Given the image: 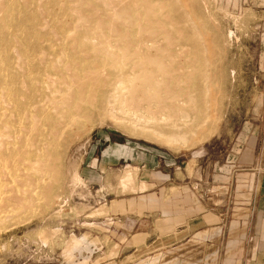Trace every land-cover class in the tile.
Wrapping results in <instances>:
<instances>
[{
    "label": "rangeland",
    "instance_id": "374dc122",
    "mask_svg": "<svg viewBox=\"0 0 264 264\" xmlns=\"http://www.w3.org/2000/svg\"><path fill=\"white\" fill-rule=\"evenodd\" d=\"M86 1L80 0L82 6L79 5L76 11L80 10L81 16L84 17V20L81 17L80 20L77 19L79 26L85 25L88 29L78 28V36L82 32V37L73 35L75 39L71 37V42H74V46L72 43L68 47L81 46L86 49L92 45L91 48L97 49L100 47L99 40L102 45L108 37L104 44L110 41L109 45L113 47H109L113 50L110 51L112 52L110 56L116 51L119 52L117 53L119 56L120 51L116 46L122 44H120L122 38H118L115 30L112 31L113 34L110 32L111 28L104 26L116 29L114 26L117 24L114 25L116 20L114 22L113 16L116 12L120 13L118 11L120 7L116 6L127 0H95L97 4L94 2V6L91 2L88 3L89 0ZM140 1H138L140 4L136 3L137 9H134L138 10L136 12L141 24H145V27L151 30L144 32L143 28L139 37L145 35L144 38L146 37V42L148 41L146 44L151 47L153 45L150 49V55H153L157 43L162 41L160 44L164 43L166 46L170 41L169 36L166 39L163 37V30L166 29V33L172 35L174 32H180L182 28L185 29L188 23H185V26L184 22L178 25L173 21V24L170 20L175 14L171 13L167 19H163L166 22L161 21L159 23L161 25L153 28L150 17L155 19V16L144 8L153 0ZM26 2L27 0L25 3L24 0H0V135H3L2 139L0 138V264H154L155 261L167 260V242L173 246L176 243L174 240L177 241L182 236L174 231L177 227L175 225L181 222H172L169 229L162 228L165 215L163 210L168 207L171 215L181 210L185 218L197 215L201 208L195 203L197 193L201 194V190L197 189L195 183L198 182L206 188L210 181H226L228 165L232 164L233 159H229L228 155H233L235 150L237 152L241 149L245 144L244 134L250 137L253 128L264 120V0H195L197 10L195 8L196 15H193L199 17L197 24L202 23L200 25L204 37L202 41L216 39L219 42L215 41L218 47L215 49L214 57H217L216 66L221 76L218 84L210 82L211 95H207V98L199 103L203 104V108L200 122L195 129L200 130L201 135L207 133L203 136L188 134L187 144L179 148L169 146L161 138L152 135L154 130L165 131L167 127L158 120L160 114L166 113L164 107L151 103L150 96L154 94L153 91L147 96L148 92L134 93L131 87L118 88L119 91L117 89L109 94V100H112H108L104 107L102 106L105 104L99 103L107 89L100 90L94 96L95 101L100 98L96 105L95 101H89L90 107L86 112L89 116L86 117L84 114L81 122L69 127L70 130L67 129L59 138L51 140L50 132H44V137L43 134L42 137L35 134V131L29 133L26 130L27 125H23L21 118L18 117V109L13 108L5 100L7 93L10 94L11 78L18 80L21 76L28 77L22 67L25 57L22 44L28 38L30 28L32 30L30 24L44 21L43 15L40 17L27 12L29 9L24 7ZM166 24L169 26L164 28L163 25ZM96 25L100 28L97 35ZM90 28L97 38L92 37ZM174 28L176 31H173ZM47 29L48 26L43 31L44 35L47 34L45 33ZM82 29L87 33L89 30L91 36H86L87 33L84 34ZM229 32L233 35L227 40ZM74 34L77 35V31ZM99 36L104 38L101 39ZM113 36H117L120 41ZM56 38L53 34L49 36L52 43L50 45L57 50V47L60 49L59 46L62 45L60 43L58 45ZM175 39L180 42L178 38ZM114 48L118 50L114 51ZM117 54L114 53L113 57ZM85 59H82L83 63L90 61V58ZM138 70L140 69L132 71L134 76H130L135 78L137 83L146 76L151 77L150 79L157 76L153 72L150 75L151 73ZM166 80L167 77L164 81ZM180 80L183 81L181 83H185L187 79ZM88 97L79 94L78 100L84 105ZM147 117H153L152 120L155 121H146ZM103 136H109L121 144L124 142H129L130 145L138 144L149 149L151 153H156L157 163L152 172L162 176L168 174L169 178L154 176L157 182L150 185L153 180L148 181L141 170L139 171V167L130 160H120L116 163L113 161L99 166V150L103 148L100 145ZM17 139L19 145L15 144ZM38 139L44 140L42 144L45 142L48 146L41 148L35 145V151L30 150L34 149L32 146L34 142L39 141ZM26 157H33L34 162L38 158L41 164L26 161ZM30 168L35 172L29 171ZM23 172L32 177V183L31 181L24 183ZM20 173L21 175H17ZM44 192L50 193L51 197ZM174 193L177 194V198ZM185 194L189 196L187 202L180 198ZM47 195L50 197L48 199H51L48 203V199H45ZM148 195L154 196L155 204H149L148 201L140 204L138 198ZM192 224L191 228H195L196 222ZM170 232L175 233L167 238ZM192 234H188L189 239ZM189 244L191 247L188 249L187 264H195L197 245L193 241ZM172 252L178 254L179 251ZM171 256V260L177 258L174 253H171Z\"/></svg>",
    "mask_w": 264,
    "mask_h": 264
},
{
    "label": "bare ground",
    "instance_id": "6f19581e",
    "mask_svg": "<svg viewBox=\"0 0 264 264\" xmlns=\"http://www.w3.org/2000/svg\"><path fill=\"white\" fill-rule=\"evenodd\" d=\"M25 1L26 0H24V3ZM138 1L137 0H127L126 2L124 1L122 5L116 6V7H120L118 9L120 13L118 14V12H116L117 14L115 13V16H113L114 22L116 20L114 25L117 24V26L116 25L114 26L116 29L114 28L112 29V26L111 27L104 26L106 28H111L110 32L115 30V34L118 36V38H122L123 40V41L121 40L120 42V44L122 43L121 45L116 46L118 43L115 44L116 48L118 47L120 51V55L118 56L119 52L116 51L118 49L114 48L115 49L114 51H116L114 53L116 54L118 53V54L115 57H113L114 53L112 54V56H110V54L112 53L110 51L112 49H109V47L110 48L112 47V45L111 46L109 45L110 35H109L108 44L107 43L104 44L105 42H107L106 40L108 39V37L105 40V42L103 41L102 45L99 40V45H100V47L98 46L99 50H97L98 47L97 49L96 48L93 49V47L91 48L92 45L86 49L82 48L81 46H79V48L78 46H76V48L68 47L72 43H73L72 45L74 46V42H71V37H74L75 39V36H78L79 34L78 28L81 27L79 26L80 23L78 24L79 22L78 20H80L79 17H81V19L84 20V17L81 16L82 14H80L81 11L80 10L79 12L76 11L78 10L76 8L77 7L79 8V5H81L80 0H27L26 5L24 7L28 8L29 11H27V9L26 11L29 13L32 12L35 16L40 15L41 17V15H43L44 21L41 20L42 22H39L38 24H30V27H32V30L30 28L29 36L23 41V44H22L23 45L22 51L25 55V57H23L24 60L22 63L23 64L22 67L24 68L25 73L28 74V77L22 78L21 76V79H18V80L17 78L15 79L11 78L10 94L7 93L5 100H7L6 102L7 103L9 102L13 106V108L18 109L17 111L18 117L21 118L20 121L23 125H27L26 130H28L29 133L31 131H33L34 133L35 131V134L41 136L44 132H50L51 140L59 138L62 133L64 134V132L67 129H69V127H72L75 124L81 122L83 120L82 117H84L83 116L84 114L86 115V117L89 116L88 113L86 114L87 110H89L88 107H90L89 101L94 102L95 101L94 96L95 94H98L100 90L107 89V91L103 93V96H101L102 99L99 98L101 100L99 104L100 105L105 104L102 106L104 107L108 104V100L110 97L109 94L113 93L118 88L126 89V87H131L134 93L135 92L136 93L137 92H140V93L148 92L146 93L147 96L150 94L149 93L150 91H153L152 93L154 94L150 96L151 103H154V105H157V106L161 105L164 107L163 109L166 113L162 115L160 114L161 116L159 115L158 120H159V123H163L164 127L167 126L166 130L165 131L154 130L152 132L153 136L161 138L164 141V143H166L169 146L179 148L182 146L184 147L187 144L188 134H193V135L196 134L197 136L201 135L202 132H200V130L198 129H195L198 122H200V118L202 114L201 111L203 108V104L201 103L200 105L199 103L202 99H206L207 95L208 96L211 95L209 94L211 93L210 82L218 84L220 80L219 77L221 76V75L219 76L218 69L216 66L217 60L215 61V58L217 57H214L215 49L216 47H218L215 45L216 39L214 41L213 39L212 40L209 39V41L207 42L202 41V39H204L202 32H201V26H200L202 23L200 22L201 24H197V22L199 21L198 19L199 17L197 16L195 17L196 12L194 10L195 8L197 10V5H196L195 0H153L152 3H149V4L146 2L147 4L144 6V8L146 9V11H148V13L149 12L153 13V16H155V19L150 17L151 22L153 23L152 27L161 25L159 24L161 21L166 22L163 19H167V16H171L170 15L171 13L175 15L171 16V20L169 18L167 21L170 20L172 21L173 24L176 21L178 25L184 22L183 24L185 25V23L186 24L188 23L187 24L188 26L185 25L186 26L185 29L182 28L180 32H174L172 35L167 34L165 31L166 29L163 30L164 31L163 37H165L166 39V37L169 36L170 41L167 42V45L165 46L164 43H162L161 45L160 43L162 41L159 40L160 42L157 43L158 45L154 46L155 47L154 50L156 49L154 54L150 55V49L153 47V45L151 47V45L146 44L148 41L146 42V39H145L146 37L144 38L145 35L139 37L140 36L139 33L143 28H144L143 29L144 32H146V30H151V28L145 27V24H141L140 22V19H139L140 17H138V12H136L138 10L135 11V9H137L135 8L136 3ZM86 2H88V0ZM90 2L92 3V6L95 5L93 4L95 0H89L88 3L90 4ZM111 8L113 9V7ZM75 12L79 14H75ZM143 17H145V15ZM147 20H148V15H147ZM97 21L99 22V20ZM93 22L95 23V21ZM101 24L99 26H101V30H102ZM169 24L163 25V27L165 28V26L167 25L169 26ZM46 25L48 26V29L47 31L45 30L46 31L45 33L47 34L44 35L43 31L45 27H47ZM204 26L205 28H207L206 25ZM82 27L85 28V25ZM85 29H88V28H85ZM91 29L92 28H90V32L93 31ZM93 29L95 28L93 27ZM96 29L97 31L95 34L97 35L98 31H100L98 29L100 28L96 25ZM103 30L105 29L103 28ZM174 30L176 31L175 28L173 29V31ZM76 31H77V35L74 34ZM79 31H81V29H79ZM82 31L84 32L83 29ZM90 32L88 30V33L87 31H85L84 34L87 33L85 34L86 36L89 35L90 37L92 35V37L97 38V36L93 32L92 33ZM103 33H107V32H103ZM215 33L216 32L213 33L214 36H216ZM52 34L55 37H57L56 41H58V45L59 43L62 45V46H59L61 47L60 49L57 47L58 45L55 46L57 47V50L54 49L53 45L52 46L50 45L52 43L49 41V36ZM80 34L82 35V32H80ZM213 34L211 35L213 36ZM227 34H228L227 36V40H228V37L231 35V32ZM81 35H79L78 37H80ZM105 35L106 34H104V36ZM86 36H83V37H86ZM117 36H113V37L117 38ZM102 37L99 36V38L103 39L104 37L103 38ZM175 37L178 38L180 42H178L175 39ZM118 38H117V41L119 40ZM79 39L80 38H78V40ZM157 39H160V38H157ZM114 40L112 41L113 45L115 43ZM173 40H175V42ZM82 42L84 43V41ZM73 55L74 56L76 55L75 58L72 57ZM85 58H88V59L90 58L89 59L90 61L87 63L86 62L83 63L82 59L86 60ZM136 69H140L143 72H146L147 74L151 73L150 75H152V72H153L155 73V75L157 74V76L155 77L153 76L154 77L153 79H150L151 77L148 78L146 76L144 80L142 79V81L140 80V82L137 83L135 81V78L133 77L130 78V76H134V74L132 75L131 72ZM128 72L129 74H127ZM232 73L233 72L231 71L230 76H232ZM162 76H164L163 79H162ZM165 77H167V80H166L167 82L164 81ZM180 78H186L187 80H185V83H181L183 81H181ZM134 83L137 85H134ZM79 94H85L86 96H89L88 97L89 99L87 98V101L85 102L84 105L80 103V101L78 100ZM99 99H97V101ZM97 101L94 102L95 105ZM206 104H208V102H206ZM152 119L154 118L147 117L146 121H155ZM137 121L139 122V120ZM155 124H157V122H155ZM39 127H41L42 130ZM9 130H11V128H9ZM5 132H9V131H5ZM206 133L207 132H204L203 135H205ZM1 135H0V138L2 139ZM31 135L32 134H30V136ZM37 135L36 137H38ZM16 136H15V139H16ZM43 137H44V134H43ZM28 140L30 141V139ZM47 140H50V139L47 138ZM16 141L17 142L15 144L18 143V139ZM39 141L34 142L35 144L32 146V148L34 149H30V148L29 149L35 151L36 146L44 148V146L47 145V143L45 142L42 144L44 140L40 142ZM4 142L2 143L4 144ZM9 143H11L10 140H9ZM20 144L22 143L20 142ZM17 145H19V143ZM51 146L52 145H50V147ZM24 149L26 150V148ZM18 155H20L19 151H18ZM36 159L37 160H35L34 162L33 157H30V158L26 157V161L28 160L29 162L32 161L34 162V164L40 163L38 161L40 159L38 158ZM9 162L11 161L9 160ZM31 170L32 169L30 168L29 171ZM37 170L39 172L41 171L39 169ZM37 170H36V173H37ZM32 172L34 173L35 171L32 170ZM17 175H21V173ZM22 175H24V177L26 178V180L25 178L24 180L22 179L24 183L27 184V182L29 183L30 181L32 183V180H31L32 177H30L28 173L26 174L25 172H23ZM16 179L19 180L18 178ZM48 192H44V194L46 193L50 195V193ZM50 197L47 195L45 199L46 198L48 199ZM50 200L51 199H48L47 203Z\"/></svg>",
    "mask_w": 264,
    "mask_h": 264
},
{
    "label": "crops",
    "instance_id": "0c3cea01",
    "mask_svg": "<svg viewBox=\"0 0 264 264\" xmlns=\"http://www.w3.org/2000/svg\"><path fill=\"white\" fill-rule=\"evenodd\" d=\"M247 136L244 134L243 147L228 155L229 159H233L228 165L226 181H210L206 184L207 189L195 183L201 190V194L196 191L198 198L195 204L201 208L197 215L185 218L181 210L174 215L168 207L163 210L162 228L169 229L172 222H181L175 225L174 231L182 236L174 240L176 243L173 246L167 242V260L155 261L154 264H187L190 241L197 245L195 264H264V120L253 128L250 137ZM101 140L103 148L99 150V166L130 160L148 181L153 180L150 185L157 182L154 176L169 178L168 174L162 176L152 172L157 163L156 153H151L149 149L138 144L130 145L129 142L121 144L109 136H103ZM95 143L97 145L98 141ZM173 195L177 198V194ZM180 198L187 202L189 196L185 194ZM138 201L140 204L147 201L155 204L156 199L148 195L140 196ZM194 221L196 227L191 228ZM174 233L167 234V238ZM188 234H192L191 239ZM171 253L177 258L171 260Z\"/></svg>",
    "mask_w": 264,
    "mask_h": 264
}]
</instances>
